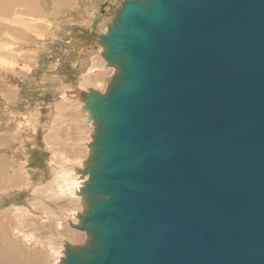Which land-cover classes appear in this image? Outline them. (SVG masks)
<instances>
[{
    "label": "water",
    "instance_id": "1",
    "mask_svg": "<svg viewBox=\"0 0 264 264\" xmlns=\"http://www.w3.org/2000/svg\"><path fill=\"white\" fill-rule=\"evenodd\" d=\"M61 264H264V0H124Z\"/></svg>",
    "mask_w": 264,
    "mask_h": 264
},
{
    "label": "rangeland",
    "instance_id": "2",
    "mask_svg": "<svg viewBox=\"0 0 264 264\" xmlns=\"http://www.w3.org/2000/svg\"><path fill=\"white\" fill-rule=\"evenodd\" d=\"M17 1L19 7H14L15 16L13 15V17H17L18 14V17H20L25 11L29 15L32 14L33 19H38L37 21H39V17L37 18V16H40V14L42 13V17L44 15L45 17L47 16L49 18L47 21L53 22V24L51 25V33H47V30H45L46 28L43 24H36L37 26H35V32L38 33V39L36 38V42L34 41L32 44H29V46H24L22 41L16 40V34L14 32L13 34H10L11 31H9V34L11 35L9 36L6 31H1L2 36L0 37V76L4 78L0 79V90L2 91V93L0 91V130L5 127V124H9V120L3 113L2 107V103H9L14 113L18 114V116H26L29 119L37 115L43 116L40 117L41 133L47 126L53 127V125L50 123V117L52 115L54 116L55 113H49L51 111L50 109H53L54 105L59 103V88H78L79 77L83 75L82 71H84V69H87L88 66H91L93 61H95V56L99 49V47H97L99 46V34L101 33H89L88 24L90 21V16L96 13L97 8L100 9L98 15L100 16V18L102 17L101 24L108 26L114 19L112 13L118 7L119 2H121L122 0H92L91 4H87L86 0H70L71 3L61 5L60 9H55L53 5L54 3L51 0H36L37 2L35 1L36 3L34 2V4L32 0ZM40 3L42 4V6L40 5ZM21 4H23V9L21 8ZM36 7L40 9V14H36L38 13L36 11L38 10L36 9ZM10 22L11 21L7 22L6 25L9 24L11 29H14L16 26H14V24ZM11 24L13 25V27L11 26ZM4 72L6 74L8 72V76L4 74ZM6 76L7 79H5ZM109 77L110 76L108 75V78ZM109 82L110 80L107 81V84H109ZM63 92L64 90H62L61 93ZM6 98H8L9 101L5 102ZM55 128L56 127L54 126L53 129ZM58 131L59 134L56 135V138H52V146L50 148H47V143H43V133L40 134L35 146L32 142L29 141L27 143H18L17 141L18 145L15 147L13 145L14 150H16L20 154V156L18 154V157L27 162V164L25 165L20 164V168H22V171L23 169H26L24 171L26 172L30 168L44 169L42 175L45 178V181L49 182L53 180L55 173H51L49 170H47L45 161L48 160L49 162L52 154L58 155L57 158L59 157V159L62 157H67L69 159L76 158L77 155L73 153V151H70V148H64V146L58 144V139L61 141H65L67 144H70L75 140L74 137L76 135H74L73 137V135L67 133L65 129H60ZM55 146L56 149L53 148ZM57 168H61V166ZM42 175L37 172V176ZM5 197H3L2 202V207H4L0 210V264L4 263L7 260L6 258H8L7 255L9 256L12 253L11 250L15 244V240L13 239L16 228L29 233L31 235V238L33 239V243L29 244V246L26 245L27 247L25 246L27 252L25 253V256L21 255V257L26 261L27 264H45L46 261L48 262L46 264H49V262L50 264H54V256L52 257V255L50 254L51 249L49 247L52 248L58 245L55 244V242L57 243L58 240L57 236H55L56 224L54 223L56 222L52 217L53 215L54 218L63 217L70 209V206H65L64 204L58 202H47L45 212H51L50 214L47 213L51 218L50 219L49 216H47V220L49 218V220L51 221L48 220L44 223L43 221L38 219L39 214L40 216H43L44 207H35L36 210H39V213H37L36 215L37 220L34 216L32 217L31 215L16 211V207L21 206L22 208H26L30 206L28 202L29 192L27 190L10 193L9 196ZM4 199L6 200V202H4ZM47 207H49L50 209ZM65 208L66 210H64ZM54 211L56 212V214ZM23 217L24 219H22ZM28 219L31 220V222L28 221V227L29 224L33 222L36 224L41 223L40 226H42V224H45L41 228L47 230L46 227H48V230H42L40 227H36V230L35 228H28L27 226H25V224H27L26 220ZM48 223H50L51 225H49ZM48 225L51 226L53 230L50 229ZM50 231L53 232L51 233ZM49 232L50 235L48 234ZM46 236H48V241L45 240ZM53 236L55 238H53ZM49 237L52 238H50L49 240ZM50 241L55 244V246L51 245V243H49Z\"/></svg>",
    "mask_w": 264,
    "mask_h": 264
},
{
    "label": "bare ground",
    "instance_id": "3",
    "mask_svg": "<svg viewBox=\"0 0 264 264\" xmlns=\"http://www.w3.org/2000/svg\"><path fill=\"white\" fill-rule=\"evenodd\" d=\"M16 1L17 0H0V32L2 30L6 31L9 36H11L10 34H13V32H14L16 34L15 39L22 41L24 46L25 45L29 46V44H32L35 41V39L37 38L38 33L35 32L36 31L35 26H37L38 24L39 25L43 24L46 28L45 30H47V33H51V28H52L51 25L53 24V22H48L47 20L49 18L47 16L45 17V15L42 17V15H41L42 13L40 14V9H38L37 7H36V9H38V10H36V11L38 13H36V14H40V16H37V18L39 17V21H37L38 20L37 18H36L37 20L33 19L32 18L33 15L32 14L29 15L25 11L23 12V15H21L23 17H21V16L18 17L19 14L17 17H13V15L15 14L14 13L15 12L14 7L18 6V1L17 2ZM32 1L34 4V2L36 0H32ZM51 1L54 3V4L53 3L52 4L54 5L55 9H60L61 5L69 4V3H71L72 0L71 1L70 0H51ZM123 1L124 0L119 2L118 7L112 13L113 17H115V12L122 5ZM86 3L91 4L92 0H86ZM23 4H24V1H23ZM23 4H21V8H22ZM40 5L42 6L41 3H40ZM32 7H35V6H32ZM41 8H43V7H41ZM17 10H16V12H17ZM99 11H100V9L97 8L96 13L94 15L90 16V21L88 24V30H89V33H94V32L101 33V34H99V37H100L102 34H106L108 32V27L112 22L108 26L101 24V18L102 17L100 18V16L98 15ZM34 17H36V16H34ZM77 19H78V17H77ZM9 21H11L10 23H12V24H14V26H16L14 29H11L9 24L6 25L7 22H9ZM12 24H11V26L13 27ZM43 25H42V28H43ZM9 31H11V33ZM1 36H2V32L0 34V37ZM7 40H9V39H7ZM12 40H14V39H12ZM6 42H8V41H6ZM14 42H12V43H14ZM98 42H99V44H98L99 46H97V47H99V49H98L97 54L95 56V61H93L91 66H88L87 69H84V71H82L83 75H81L79 77V87L76 89L59 88V90H58L59 99H60L59 103L55 104L53 109H50L51 111L49 113V114L55 113L54 116L52 115L50 117L51 118L50 123L53 125V127L55 126L56 128L53 129V127L47 126L41 132V133H43V143H45V144L47 143V148H50L52 146L51 145L52 140H53L52 138H56V135L59 134L58 130H60V129H65L66 132L73 135V137H74V135H76L74 137L75 140L72 141L70 144L69 143L67 144L65 141H61L58 139V141H59L58 144L64 146V148H68V149L70 148V151H73V153H75L77 155L76 158L69 159L67 157H62L59 159V157L57 158L58 155L52 154L51 159L49 158L50 159L49 162H48V160L45 161V166L47 167V170H49L51 173L52 172L55 173L53 180H51L49 182L45 181V178L42 175L44 172L43 171L44 169H41V168L40 169L30 168L26 172H24L26 169L25 170L23 169V171H22V168H20V166H21L20 164L25 165V164H27V162L24 161L23 159L19 158L18 157L19 153L16 150H14V148H13V145L15 147L18 145L19 142H26L27 143L29 141V142H32L34 144V146L37 144V139L39 138V136L41 134L40 133V129H41L40 117H43V116L37 115L31 119L27 118L26 116L25 117L18 116V114L14 113V111L10 107L11 105H9V103L3 104L1 102L2 107H3V113L7 116V119L9 120V124H5V127L0 130V210L3 209V207H4V206L2 207L3 197L9 196L10 193L20 192L21 190H27L29 192L28 202H29L30 208L29 207L22 208L20 206L21 208L16 207V211H18V212L20 211V213H25L27 215H31L32 217L34 216V217H36V220H37L36 215H37V213H39V210H36L35 207L36 206L44 207V210H43L44 214L42 213L43 216H40V214L38 215V217H39L38 219H40L44 223L47 222L50 218V215H48L47 213H49V214L51 213L48 211L45 212L47 202H58V203L64 204L65 206H70L69 207L70 209L67 211V213L63 217H61V218L55 217L54 218V215L52 217L53 219H55V222H56V223H54V224H56L55 225V227H56L55 228L56 229V235L55 236H57V240H58L57 243L55 242V244H58L56 246L51 241L49 242V243H51V245L55 246L52 248L49 247L51 249L50 254L52 255V257L54 256V259H53L54 264H61V259L64 257V254H65L64 248H65L66 243H70L72 245H80V244L86 242V240L88 238L87 234L84 231H80V230L75 229L71 226V224H80V220L78 218V215L83 214L86 211L85 199L79 193H80L81 189L84 187L85 183L88 181L89 176L86 175V176L82 177V175L79 173V170L85 169V167H86V159L88 158V156L91 153L89 145L92 141V135L95 133L94 121L88 122V120H87L89 113L84 110V105H85L84 97H85V94L86 95L91 94V91H96V92L104 95L107 92L108 87H109L113 77L117 73V68L108 66L107 62L103 58L102 53H103L104 49H103L102 45L100 44V41H98ZM92 59H93V57H92ZM11 72H12V69H11ZM4 74H6V73L4 72ZM6 75L8 76V72ZM108 75L110 76L109 78H108ZM7 76L5 77V79H7ZM3 78L4 77L0 76V79H3ZM108 80H110L109 84H107ZM62 90H64L63 93H61ZM1 93H2V91H1ZM7 101H9L8 98H6L5 102H7ZM1 127H2V125H1ZM4 130H7V131H4ZM70 140H68V141H70ZM17 141H18V143H17ZM53 148L56 149V146ZM53 148H52V150H53ZM53 152H54V150H53ZM19 156H20V154H19ZM22 161H23V163H22ZM60 166H61V168H57ZM37 172L40 173L42 176H37ZM4 202H6V200ZM47 208H49V207H47ZM64 210H66V208ZM52 213H53V211H52ZM45 214H47V215H45ZM55 214H56V212H55ZM47 216H49L48 220H47ZM20 219H21V217H20ZM22 219H24V217ZM26 221H27V224H25V226L28 225V221L31 222V220H29V219ZM49 221H51V220H49ZM30 224H29V227L28 226L27 227L28 228H35V230H36V227L41 228L42 226L45 225V224L44 225L42 224V226H40L41 223L36 224L34 222L30 223ZM48 224L51 225L50 223H48ZM49 227H50V229L53 230V228H51V226H49ZM46 228L48 230V227H46ZM42 230H46V229H42ZM50 232L48 233L49 235H50ZM48 236L45 237L46 241H48ZM50 238H52V237H49V240H50ZM53 238H55V237L53 236ZM13 240H15L14 241L15 244L12 247V250H11L12 253L9 256L7 255L8 258L5 257L7 260L2 264H27L26 261L21 257V255L25 256V253H27L25 246L26 245L29 246V244L33 243V239L31 238V235L29 233L25 232L24 230H19L16 228ZM43 242H45V241H43ZM0 251H1V249H0ZM46 263H48V262L46 261L45 264ZM49 264H50V262H49Z\"/></svg>",
    "mask_w": 264,
    "mask_h": 264
}]
</instances>
